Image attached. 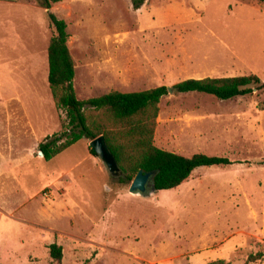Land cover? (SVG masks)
Here are the masks:
<instances>
[{"label": "rangeland", "instance_id": "374dc122", "mask_svg": "<svg viewBox=\"0 0 264 264\" xmlns=\"http://www.w3.org/2000/svg\"><path fill=\"white\" fill-rule=\"evenodd\" d=\"M17 1V0H10ZM40 4V0H31ZM0 6V264H264V89L229 100L177 90L159 104L155 144L229 157L150 196L111 177L92 139L46 160L62 129L49 84L54 30ZM13 3V2H12ZM80 99L256 74L264 81V1L59 0ZM260 254V255H259ZM251 255H259L249 261Z\"/></svg>", "mask_w": 264, "mask_h": 264}, {"label": "trees", "instance_id": "16d2710c", "mask_svg": "<svg viewBox=\"0 0 264 264\" xmlns=\"http://www.w3.org/2000/svg\"><path fill=\"white\" fill-rule=\"evenodd\" d=\"M58 1L40 2L47 9L54 30L48 46V80L56 106L62 114L61 131L47 136L40 143V151L46 160L55 158L83 138L94 139L104 135L125 171L126 177L121 178V182L131 183L140 171H156L157 190L177 188L199 167L228 166L234 163L229 157L204 153L187 157L155 144L159 104L169 92L165 85L143 91H112L80 99L75 89L76 61L68 45V23L52 9ZM133 3L134 8L138 9L145 0H133ZM174 88L182 93L200 92L229 100L264 89V81L256 74L191 78L176 84ZM90 151L97 155L92 147ZM259 255H251L249 261L256 260ZM50 256L52 264H62L63 246L57 242L52 243Z\"/></svg>", "mask_w": 264, "mask_h": 264}, {"label": "water", "instance_id": "95a60500", "mask_svg": "<svg viewBox=\"0 0 264 264\" xmlns=\"http://www.w3.org/2000/svg\"><path fill=\"white\" fill-rule=\"evenodd\" d=\"M43 2L44 0H40ZM169 93H173L176 89L173 86H168ZM90 146L95 150L101 161L105 165L111 177L115 179L125 178L126 174L120 166L117 158L111 151L110 146L104 135H100L91 140ZM43 155V152L40 151ZM157 172L140 171L131 181L129 191L135 195L150 196L154 194L157 189L155 187V176Z\"/></svg>", "mask_w": 264, "mask_h": 264}, {"label": "crops", "instance_id": "0c3cea01", "mask_svg": "<svg viewBox=\"0 0 264 264\" xmlns=\"http://www.w3.org/2000/svg\"><path fill=\"white\" fill-rule=\"evenodd\" d=\"M6 2H11V4H15L13 6H15V8L20 12L33 14V15L37 12V9L41 8L42 6L41 4H38L37 2L31 0H17V1L0 0V6L3 5L6 6L7 5Z\"/></svg>", "mask_w": 264, "mask_h": 264}]
</instances>
